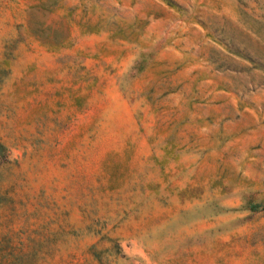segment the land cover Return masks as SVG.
<instances>
[{
	"label": "rangeland",
	"instance_id": "374dc122",
	"mask_svg": "<svg viewBox=\"0 0 264 264\" xmlns=\"http://www.w3.org/2000/svg\"><path fill=\"white\" fill-rule=\"evenodd\" d=\"M0 264H264V0H0Z\"/></svg>",
	"mask_w": 264,
	"mask_h": 264
}]
</instances>
